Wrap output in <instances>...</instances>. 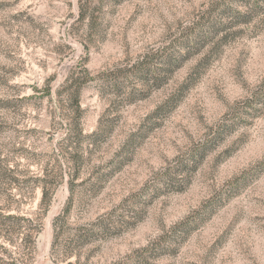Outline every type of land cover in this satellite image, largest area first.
<instances>
[{
	"label": "rangeland",
	"instance_id": "374dc122",
	"mask_svg": "<svg viewBox=\"0 0 264 264\" xmlns=\"http://www.w3.org/2000/svg\"><path fill=\"white\" fill-rule=\"evenodd\" d=\"M152 57L175 64L160 87L98 80ZM67 207V233L111 229L81 264H264V0H0V215L35 240L16 255L52 264Z\"/></svg>",
	"mask_w": 264,
	"mask_h": 264
},
{
	"label": "trees",
	"instance_id": "16d2710c",
	"mask_svg": "<svg viewBox=\"0 0 264 264\" xmlns=\"http://www.w3.org/2000/svg\"><path fill=\"white\" fill-rule=\"evenodd\" d=\"M241 1V0H238ZM81 15L83 16L84 10L81 8ZM83 19V18H82ZM161 58V57H159ZM154 62L153 57L149 59L142 60L137 62L135 65L126 66L123 69L111 71L106 73H102L98 80L104 82L103 84H108L107 82H111L116 88L119 89L121 81H130L131 79H137L140 83L141 92L148 91L155 87L161 86V74L167 75V73L172 68L173 62L171 60L165 59L164 64L166 67H162L159 69L154 66L152 63ZM88 70L83 68L81 71V75L72 79L71 84L66 89V96L68 98L70 108L72 113H74V119H76L77 124L73 126V131L76 132L78 136L82 135V130L79 127L78 119L82 116V111L80 110V93L84 88L85 84L93 79L89 77ZM71 80V79H70ZM121 80V81H120ZM140 92V90L130 91V95L135 97ZM206 146H201L198 150L194 151V155L192 157V163L196 166L198 164V159L202 157V151ZM40 205H46V209L50 205V199L47 197V190L45 186H42V196L40 199ZM70 209L67 207L63 213V216L59 215V217L55 218L54 221V240L51 248V252L54 254L55 252H59L60 255L56 254V258L53 260L52 264H81L77 259V253L75 249H80L85 246L90 245V243L99 241L103 239L107 233H110L111 229H109L108 225L105 222H98L94 226H90L89 228H76L72 229V233H67L65 231V224L67 221V215ZM21 221L24 223H29L27 220L23 218H15L13 216L0 215V234L3 231L6 235L11 231H16L15 237L16 241L9 240L8 238H3L0 235V264H29L23 257L16 255L15 251L19 250L21 246H25L27 242H30V246L32 249L34 248L35 240H33L32 235L28 238L25 233L21 231L22 225ZM11 229V231H9ZM2 236V237H1ZM28 238V239H27ZM5 244L10 245L15 250L13 252H7L5 248ZM74 258L72 262L71 259Z\"/></svg>",
	"mask_w": 264,
	"mask_h": 264
}]
</instances>
